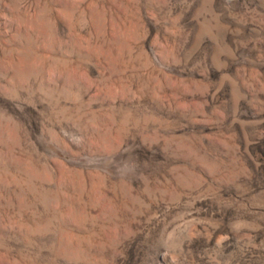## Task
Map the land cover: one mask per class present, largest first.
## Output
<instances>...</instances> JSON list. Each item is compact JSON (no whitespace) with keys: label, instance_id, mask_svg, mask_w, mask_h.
I'll return each instance as SVG.
<instances>
[{"label":"rangeland","instance_id":"374dc122","mask_svg":"<svg viewBox=\"0 0 264 264\" xmlns=\"http://www.w3.org/2000/svg\"><path fill=\"white\" fill-rule=\"evenodd\" d=\"M0 264H264V0H0Z\"/></svg>","mask_w":264,"mask_h":264}]
</instances>
